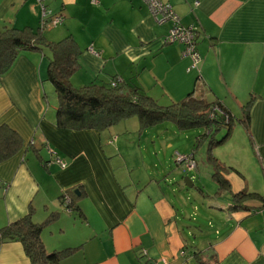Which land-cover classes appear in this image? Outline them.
<instances>
[{
	"label": "crops",
	"instance_id": "1",
	"mask_svg": "<svg viewBox=\"0 0 264 264\" xmlns=\"http://www.w3.org/2000/svg\"><path fill=\"white\" fill-rule=\"evenodd\" d=\"M162 1L182 25L199 28L196 69L187 70L180 44L163 42L169 23H156L142 0H0V25L36 30L42 6L61 17L54 26L47 23L44 34L76 41L75 87L119 78L163 106L192 94L221 102L232 115L252 99L242 145L257 159L251 155L246 165L234 151L224 161L216 151L222 144L213 148L231 170H221L230 190L219 191L207 141L195 146L199 131L185 134L183 148L169 134L187 130L173 122L141 129L132 116L100 131L57 127V103L46 97L48 52L21 50L0 77V126L21 142L0 161V227L30 210L31 219L44 224L40 236L48 251L76 248L59 264H264V203L255 198L243 203L247 209H230L232 192L264 195V0ZM157 142L173 148L176 173L191 172L194 182L205 178L210 188L190 178L186 186L185 176L178 183L173 172L169 187L166 160L154 169L144 160L145 148L159 153ZM176 152L193 154L196 166L178 165ZM139 166L142 172L132 173ZM69 190L79 210L62 207L60 196ZM51 213L57 214L46 222ZM0 264H28L22 244L0 241Z\"/></svg>",
	"mask_w": 264,
	"mask_h": 264
},
{
	"label": "trees",
	"instance_id": "2",
	"mask_svg": "<svg viewBox=\"0 0 264 264\" xmlns=\"http://www.w3.org/2000/svg\"><path fill=\"white\" fill-rule=\"evenodd\" d=\"M45 28L46 26L41 24L36 30L0 25V77L8 71L21 50L46 49V80L53 85L57 98V127L100 131L115 125L121 119L136 116L141 129L164 122H173L179 130L199 128L201 132L197 135L195 146L207 141V158L214 166V178L219 185V191L230 190L229 182L221 172L224 167L214 157L212 150L230 137L235 122L241 123L248 131L252 99L241 107L240 114L235 119L221 102L207 101L192 94H188L183 100L163 106L134 83L120 81L112 86V79L109 82L92 81L74 87L71 76L80 66L81 50L71 35L56 41L48 40L44 34ZM222 128H226V131L219 137L218 132ZM20 145V139L15 132L4 125L0 126V161L13 155ZM65 196H68L70 201L63 207L62 199ZM74 198L72 190L63 192L60 196L62 207L69 211L73 208L79 210ZM255 198L264 203V195L245 190L232 192L230 209H247L243 203ZM56 214L51 213L46 222L55 218ZM43 225L31 219L29 210L23 217L0 227V241L20 242L28 264H59L76 248L48 251L40 236Z\"/></svg>",
	"mask_w": 264,
	"mask_h": 264
},
{
	"label": "rangeland",
	"instance_id": "3",
	"mask_svg": "<svg viewBox=\"0 0 264 264\" xmlns=\"http://www.w3.org/2000/svg\"><path fill=\"white\" fill-rule=\"evenodd\" d=\"M46 83H47V86H48L47 87L46 97H47V100H48L49 104L50 105H53L54 102L57 103V98H56V95L54 93V87H53V85L48 80H46ZM72 86H73V84H72ZM53 106L56 107V104L53 105ZM234 113L235 114H233V115H234V117L236 119L237 115H239L240 113L237 114V111H235ZM131 118H133V117H131ZM129 120H131V119H129ZM166 124L169 125L170 123H166ZM240 127L235 122L234 123V126H233V129L231 130V135H230L229 139L226 141L225 144H222V146L218 147V149L216 151L219 153L220 156L221 155L223 156L222 159L224 161H227V158H229V157H230V159H232L233 153L235 151V156H237L236 154L239 153L240 154V157L244 158V164L249 165V164H252V162H253L251 160V157L250 156L252 155V157L254 159L255 158L257 159V152H254V149H253L252 152L251 151H248V150H247L246 153L244 152L245 150H244V146L242 145V141H243V138L246 137L247 132L245 131V129L242 128V126H240ZM168 128L171 129L170 126H168ZM196 131H199L197 134H199L201 132V130L190 129V130H187V131H185L183 133L178 132L177 135H175V134L172 135V133H170L169 135L172 136V137H177L176 143L179 144L180 147L183 146V148H186L187 147L186 145H188V140L184 138L185 134L187 133V134H190V137L191 136L194 137ZM225 131H226V128L220 129L219 132H218L219 137L222 136L225 133ZM152 134H155V132H153ZM154 139H157V138L154 137ZM233 144H239V146L234 149L233 148ZM168 145H169V143H167L166 146H163L162 147V145L160 144V142H157L156 143V147L159 149V153H155V150L153 149V147H150L148 149L145 148L143 150V155H144V160L146 161V163L148 164V166L150 167V169H154V165H156L158 167H161L162 164L166 160V164H164V167H166V172H165L166 176L165 177L167 178L166 179L167 184L169 185V187H171V173L172 172L177 177L179 176L178 177V180H177L178 183H179L180 180L182 181V177H184V176L190 178V175H192V173L185 171V173H182V175H181V174H178V173L175 172V169H177V168L174 167V165H175L174 164V161L171 164V155H172V152H173V148L168 147ZM190 147L192 148L191 145H190ZM191 148L188 150L189 152L191 151ZM189 152H187V153H189ZM206 157H207V154H206ZM208 163L210 165H212L211 162H208ZM221 165L224 167V169H223V172L224 173L231 172L230 167L228 166V162H225V163H222L221 162ZM138 168L141 169V170H139V169L136 170L135 169L132 173L139 172V171L142 172L143 166H139ZM244 168H246V166H244ZM213 170H214V166H213ZM251 172L252 171L250 170V173L248 174L247 177L253 176V174ZM204 179L203 178L200 179V177H199L195 181L197 184H195V182H194L193 179H191V180H192L193 184L196 185V187L201 188L202 185L205 184V186L207 188H210L209 186H207L208 181L206 180L204 182ZM182 185H183V183H182Z\"/></svg>",
	"mask_w": 264,
	"mask_h": 264
},
{
	"label": "built area",
	"instance_id": "4",
	"mask_svg": "<svg viewBox=\"0 0 264 264\" xmlns=\"http://www.w3.org/2000/svg\"><path fill=\"white\" fill-rule=\"evenodd\" d=\"M156 23H169V28L167 33L163 37L164 43H178L182 46L181 54L183 57L189 59L190 64L187 70H193L197 68V65L201 61L200 54L197 50V38L200 33L198 27L190 25L184 26L180 23L179 16L173 10L169 2L162 0H142ZM96 2V0H93ZM197 4V3H195ZM42 18L41 25L46 26L47 23L50 26H54L61 21V17L57 15H50V12L42 6ZM121 80L116 78L111 81V85L115 86ZM175 160L178 165H183L185 168L192 169L195 165V160L193 154H181L175 153ZM56 161L60 164L61 167H64L66 164L58 157ZM63 207L69 203V197L65 196L63 199ZM66 209V208H65ZM69 211V209H66Z\"/></svg>",
	"mask_w": 264,
	"mask_h": 264
},
{
	"label": "water",
	"instance_id": "5",
	"mask_svg": "<svg viewBox=\"0 0 264 264\" xmlns=\"http://www.w3.org/2000/svg\"><path fill=\"white\" fill-rule=\"evenodd\" d=\"M183 182H184V184H185L186 186H191V183H189V178H188V177L184 178V179H183ZM75 191L77 192V190H75Z\"/></svg>",
	"mask_w": 264,
	"mask_h": 264
}]
</instances>
